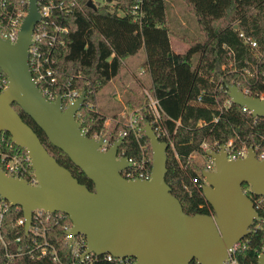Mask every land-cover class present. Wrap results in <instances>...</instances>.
Instances as JSON below:
<instances>
[{
  "label": "trees",
  "instance_id": "16d2710c",
  "mask_svg": "<svg viewBox=\"0 0 264 264\" xmlns=\"http://www.w3.org/2000/svg\"><path fill=\"white\" fill-rule=\"evenodd\" d=\"M83 11L76 9L67 18L70 33L66 43L55 51L56 66L64 73L59 76L65 82L69 76L72 87L86 93V102L78 121L89 137L106 130L107 115L94 109L91 103L96 91L121 75L126 61L144 48L146 65L151 77L150 92L159 99L161 121L149 107L145 92L138 94L132 89L127 105L140 108L134 128L128 124H116L110 132L111 140L122 139L119 153L141 162L144 151L148 166L152 167V148L145 135L144 125L150 121L154 127L162 124L173 139L175 151L168 149L167 182L172 193L181 201L188 214H212L213 208L206 200L201 184H204V166L191 162L194 153L217 150L219 145L233 141L231 151L253 146L260 153L264 150V117H254L239 104L228 103L227 84L234 83L249 95L264 98V0H184L196 16L202 37L182 38L188 43L183 53L175 52L171 45L173 34L168 19L165 0H108L107 3L88 5L80 0ZM112 2H116L112 5ZM252 36L258 42L253 49L240 33ZM256 50L258 53L256 54ZM248 69L250 74L245 70ZM7 86V76L0 75V92ZM63 87H60L62 90ZM25 122L39 135L48 151L89 189L95 190L94 182L61 149L52 144L45 132L18 103L13 104ZM126 132L125 135H121ZM168 141L166 137L159 136ZM11 140V134L3 131L0 141ZM206 144L207 147H203ZM131 168L123 171L125 177ZM198 177L200 183H194ZM245 183L243 189H249ZM255 202L257 196L249 194ZM262 198V197H259ZM259 218L251 226L246 244L238 252L239 264H257L264 252V204L257 208ZM23 215L22 209L12 208L6 220L7 238L22 235V243L28 241L24 230L17 229L10 221L12 216ZM59 220L52 223L49 240L58 249L65 264H71L68 245L64 238L72 226L66 213L56 212ZM0 259V263L4 260ZM7 264H60L51 257L32 258L28 254L16 256ZM90 264H122L104 257ZM190 264H199L193 260Z\"/></svg>",
  "mask_w": 264,
  "mask_h": 264
},
{
  "label": "water",
  "instance_id": "95a60500",
  "mask_svg": "<svg viewBox=\"0 0 264 264\" xmlns=\"http://www.w3.org/2000/svg\"><path fill=\"white\" fill-rule=\"evenodd\" d=\"M88 5L96 7L92 0ZM39 20L37 1L30 0V12L17 41L0 37V69L8 78L0 92V136L7 131L15 144L28 150L38 180L34 185L0 169V197L21 207L27 232L36 209L66 213L72 220L73 236L86 237V254L134 257L136 264H190L193 260L223 264L228 249L250 234L259 217L243 185H250L251 194L264 196V159L258 158L253 146L238 159H229L225 145L219 151L210 150L215 168L202 172L206 180L202 190L213 213L188 214L166 179L169 143L146 121L145 135L152 148L151 177H125L123 171L130 162L128 156L119 154L123 140L102 149L105 139L89 137L81 128L77 113L86 101L85 91L64 108L61 96L49 100L34 79L29 47ZM227 89L233 102L247 107L254 117H264L263 97L249 95L234 83H228ZM14 103L85 172L95 190L57 161ZM257 264H264V252Z\"/></svg>",
  "mask_w": 264,
  "mask_h": 264
},
{
  "label": "built area",
  "instance_id": "2783aa9c",
  "mask_svg": "<svg viewBox=\"0 0 264 264\" xmlns=\"http://www.w3.org/2000/svg\"><path fill=\"white\" fill-rule=\"evenodd\" d=\"M36 1L40 13V20L34 27L32 43L29 47L30 69L44 95H46L51 101H55L58 96H61L63 107L67 108L80 97L83 90L71 86V80L75 78L74 75L69 76V79L65 82L60 80L59 76L64 73L56 66L55 51L59 45H64L66 43V36L70 33V26L67 23V18L73 14L76 9L83 11V4L80 0ZM29 12L30 0H0V37L13 43L16 42ZM240 36L243 37L244 41L253 49L258 48V42L255 38L245 35L244 32H241ZM245 72L250 74L248 69H246ZM1 73H4L2 69H0V75ZM60 87H63L62 90H60ZM90 92L94 94L95 98L97 91L95 90L94 85ZM145 93L148 97L149 107L155 117V121H161L162 116L159 99L156 98L149 89H146ZM232 102L233 100L230 97L228 103ZM91 105H93V102ZM243 109L251 113L247 107H243ZM136 124L137 116L133 117L128 123L132 128H134ZM154 128L159 136L168 139L167 142L169 143V146L171 145L175 151L173 139L170 137L165 127L162 124H159ZM125 134L126 132L121 133L122 136ZM232 143L233 141L230 140L226 144L219 145L217 150L219 151L221 147L225 145L229 159H238L247 154L248 147H243L238 151L232 152ZM203 147H207V145L204 144ZM107 148L108 147H102V149ZM257 156L259 159H264V150L260 153L257 152ZM149 159L152 161V157ZM210 159L211 163L214 164L213 158L210 157ZM129 162V168H131V170L126 173L127 178L150 179L152 167L150 168V166H148V158L146 157L145 152L140 163L137 161L132 162L131 159H129ZM0 169L4 170L7 175L27 179L34 185L38 184L28 150L15 144L12 139H3L0 141ZM203 179L205 183L206 180L204 177ZM193 182L200 183V180L198 177H195L193 178ZM202 185L203 184H201V186ZM245 191L248 194H251L250 188L245 189ZM257 197L258 198H256V201L254 202L256 209L259 205L264 204V196ZM13 207L21 209V207L13 206L7 199L0 197V259L4 258L2 259L4 261L0 264H7L21 254H28L32 258H43L48 256L56 263H67L59 252V249L51 243L48 237V233L52 229V223L54 221L56 223L59 221L54 215L56 212L52 213L44 209H36L33 212L32 224L28 232L26 231V218L24 213L20 217L12 216L10 221L14 223L17 229H23L25 235L28 237V241L23 244V237L18 231V235L16 234V236H13L12 238H7L6 236L8 231L6 220L10 216ZM71 228L67 230L64 238L69 248L67 254L69 255L71 264H90L100 257H104L109 261H119L122 264H136V259L134 257L121 258L116 257L111 253L98 255L94 252H90L86 254V237L82 234L73 236L70 232ZM244 239L235 243L228 249V257L224 260L223 264H239L237 255L241 248L246 246L243 242Z\"/></svg>",
  "mask_w": 264,
  "mask_h": 264
},
{
  "label": "rangeland",
  "instance_id": "374dc122",
  "mask_svg": "<svg viewBox=\"0 0 264 264\" xmlns=\"http://www.w3.org/2000/svg\"><path fill=\"white\" fill-rule=\"evenodd\" d=\"M92 1L95 4L97 3L103 4L108 2V0H92ZM115 3L116 2H112V5H115ZM165 3L168 13L169 25L173 32L171 36V42H173V45L176 48V50L183 52L188 48V43L185 42V40L182 38L183 36L186 35L193 39L202 37V33L198 27L196 16L188 9L186 2L184 0H165ZM257 53L258 50H256V54ZM133 59H134L133 61H135L134 64L132 66H129L131 64V61L130 60L128 62L126 61L125 69L122 71L121 75L113 79L114 83L112 85V88L114 87V90L120 91L119 95L121 96L124 104L122 103L118 104L116 107L112 105L106 107V105L103 102H100V100H99L100 104L99 103L97 104L96 97L94 98L93 101L94 109L98 112L107 115V119L105 121L106 130L103 131L101 134L99 133V135L95 136L98 139H105L104 147H110L113 144L114 141L111 140L110 132L113 131L117 123L128 124L133 117H136L137 115L142 116L140 113V108L129 107L127 105V100L129 97V93L130 91H132V89L137 90L138 94H142L143 92H145L146 89H149L151 85L149 82L148 73L146 70L144 71V69L147 66L146 65L147 56L144 48H142L138 52V54L135 55ZM100 93L101 92H99V96ZM125 104L127 105L126 109H125L126 106ZM80 111L77 113V119L78 117L81 116ZM122 111H125V113H122ZM133 111L135 115L131 117L130 112ZM114 113H117L116 115L117 116L116 118H118L117 122L114 119L112 120L110 119L112 114ZM120 155L124 156L122 154ZM145 155L147 157L146 152ZM191 162L204 166V170H212L215 168V164L211 163V159L208 156L199 152L194 153L191 156Z\"/></svg>",
  "mask_w": 264,
  "mask_h": 264
},
{
  "label": "crops",
  "instance_id": "0c3cea01",
  "mask_svg": "<svg viewBox=\"0 0 264 264\" xmlns=\"http://www.w3.org/2000/svg\"><path fill=\"white\" fill-rule=\"evenodd\" d=\"M171 45H172V48H173V50L175 51V52H178V53H183V52H185L186 50H184L183 52H180V51H178V50H176V48L174 47V45H173V42H171ZM135 56H133V57H130L128 60H127V62L130 60L131 61V64L129 65V66H132L133 64H134V62L135 61H133ZM147 71V73H148V78H149V82H150V84H151V77H150V74H149V71H148V67L146 66V68L144 69V71ZM113 83H114V81L112 80L108 85H106V86H104L103 88H101L99 91H97V93H96V101H97V104L99 103V100H100V102H103L105 105H106V107L108 106H117L118 104H124L123 103V101H122V98H121V96L119 95V92L120 91H118V90H114V87L112 88V85H113ZM99 92H101L100 93V96H99ZM122 101V102H121ZM100 104V103H99ZM126 105V104H125ZM122 106V105H121ZM126 107H127V105L125 106V109H126ZM124 109V110H125ZM122 113H125V111H122ZM113 115H114V117H113ZM117 113H114V114H112V116H111V120L112 119H114L116 122L118 121V118H116L117 116ZM133 115H135V113H134V111L133 112H130V116L131 117H133ZM118 116H119V114H118Z\"/></svg>",
  "mask_w": 264,
  "mask_h": 264
}]
</instances>
